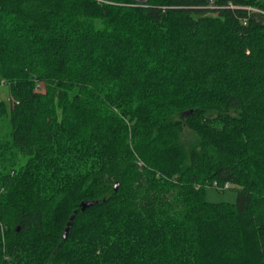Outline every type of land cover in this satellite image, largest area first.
Masks as SVG:
<instances>
[{
    "label": "trees",
    "instance_id": "1",
    "mask_svg": "<svg viewBox=\"0 0 264 264\" xmlns=\"http://www.w3.org/2000/svg\"><path fill=\"white\" fill-rule=\"evenodd\" d=\"M3 87L0 264H264V0H0Z\"/></svg>",
    "mask_w": 264,
    "mask_h": 264
},
{
    "label": "rangeland",
    "instance_id": "2",
    "mask_svg": "<svg viewBox=\"0 0 264 264\" xmlns=\"http://www.w3.org/2000/svg\"><path fill=\"white\" fill-rule=\"evenodd\" d=\"M10 98V93L8 87H3L0 89V99L8 100ZM185 145L190 146L192 142L196 139V135L193 132H185L181 136ZM238 196V189L235 185H231L230 188L220 189L217 187H206L205 197L208 201L212 202H235Z\"/></svg>",
    "mask_w": 264,
    "mask_h": 264
},
{
    "label": "water",
    "instance_id": "3",
    "mask_svg": "<svg viewBox=\"0 0 264 264\" xmlns=\"http://www.w3.org/2000/svg\"><path fill=\"white\" fill-rule=\"evenodd\" d=\"M140 2H142V3H146V2H148L149 0H139ZM90 204H94V202L92 201V202H85V203H83V208H85L87 205H90ZM73 218V217H72ZM71 223H69V225H70ZM68 231H69V227L66 229V231L64 232V237H66L67 236V234H68Z\"/></svg>",
    "mask_w": 264,
    "mask_h": 264
},
{
    "label": "built area",
    "instance_id": "4",
    "mask_svg": "<svg viewBox=\"0 0 264 264\" xmlns=\"http://www.w3.org/2000/svg\"><path fill=\"white\" fill-rule=\"evenodd\" d=\"M215 185L218 186L219 184H217V182H216ZM219 187H221V188H228V187H229V184L226 183L224 186H220V185H219Z\"/></svg>",
    "mask_w": 264,
    "mask_h": 264
}]
</instances>
